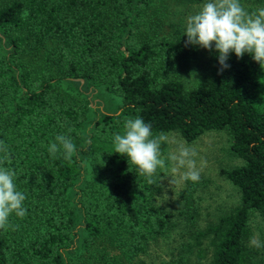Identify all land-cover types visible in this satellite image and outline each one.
I'll return each instance as SVG.
<instances>
[{
  "label": "trees",
  "instance_id": "obj_1",
  "mask_svg": "<svg viewBox=\"0 0 264 264\" xmlns=\"http://www.w3.org/2000/svg\"><path fill=\"white\" fill-rule=\"evenodd\" d=\"M149 2L0 3V142L9 152L8 160L0 154V167L15 172L27 209L17 235L0 230V264H77L80 249L102 238L122 237L140 255L163 240L170 215L152 206L151 184L114 153V136L135 117L154 134L175 131L187 142L228 130L240 163L219 172L239 203L199 232L195 245L202 254L200 237L208 240L203 264H263L248 221L255 212L264 227V66L230 54V67L218 74L213 52L201 83L187 87L171 75L185 48L181 34L131 28ZM25 57L40 61L37 74ZM62 83L75 94H62ZM95 93L117 96L115 110L93 109L88 95ZM59 134L75 145L70 159L49 154ZM169 255L160 264H184L176 250Z\"/></svg>",
  "mask_w": 264,
  "mask_h": 264
},
{
  "label": "rangeland",
  "instance_id": "obj_2",
  "mask_svg": "<svg viewBox=\"0 0 264 264\" xmlns=\"http://www.w3.org/2000/svg\"><path fill=\"white\" fill-rule=\"evenodd\" d=\"M9 0H0L1 2ZM206 0L200 2H188L186 0H150L147 5L139 7V13L131 20V28L137 34L141 30L153 28L159 35H173L178 32L183 36L187 17L199 11ZM243 7L248 11L264 7V0H240ZM110 21H117V15L110 13ZM213 52L202 48L188 46L174 58L171 75L180 79L187 87L199 85L208 68ZM28 67L34 74L41 70L38 59L25 57ZM195 73L198 81H185L191 73ZM184 78V79H182ZM59 91L64 95H74L75 91L65 83L59 85ZM77 96V95H76ZM117 98V99H116ZM80 96L76 97L79 102ZM88 100L93 109H102L106 113L115 110L118 97L108 94L103 97L99 93L88 95ZM168 137L166 143L161 145L162 158L165 159V169L157 170V177L151 184V201L154 208L160 209L170 215L169 228L163 240L152 244L142 254H131L127 251L125 240L102 238L91 246H84L77 256V264H160L168 261L170 251L175 250L182 256L184 264H203L208 252L207 241H202L204 248L202 254L196 248L195 238L199 232L220 215L230 211L239 203L237 189L232 186L221 174V169H229L240 163L229 149L231 136L228 130H207L194 140L187 142L175 131L165 132ZM193 148L197 156V167L201 168L200 180L196 183L191 181L179 182L178 174L172 172V164L167 159L168 154L174 151L178 145ZM201 161L203 165L201 166ZM135 169V168H134ZM136 172V170H135ZM136 175L142 179L144 176ZM10 226L4 230L9 236L18 233L19 218L13 214L9 218ZM250 240L258 235L264 243V227L255 212L249 214ZM115 240V241H113ZM264 264V247L257 248ZM176 255V254H175ZM170 257V258H169ZM177 257V255H176ZM175 257V258H176Z\"/></svg>",
  "mask_w": 264,
  "mask_h": 264
},
{
  "label": "clouds",
  "instance_id": "obj_3",
  "mask_svg": "<svg viewBox=\"0 0 264 264\" xmlns=\"http://www.w3.org/2000/svg\"><path fill=\"white\" fill-rule=\"evenodd\" d=\"M183 36L186 37V47L216 53L218 74L230 67L226 63L230 54L237 59L248 54L260 67L264 66V7L248 11L240 0H206L198 12L187 17ZM195 75L193 72L189 78L182 79L198 81ZM167 140L165 133L154 134L151 125L142 118H128L123 132L114 136V153L125 157L128 165H132L138 175L152 184L158 178L157 170L165 169L161 145ZM48 151L53 158L60 155L70 159L76 148L70 136L59 134L48 145ZM0 154L3 160L9 159L8 146L2 142ZM196 156L193 148L183 144L168 154L171 170L178 174L179 182L196 183L200 180L201 168L197 167ZM14 177L13 170L0 167V229L10 226L9 218L13 214L22 219L27 212L23 206L26 195L17 190ZM249 244L255 248L264 247L258 235H254Z\"/></svg>",
  "mask_w": 264,
  "mask_h": 264
}]
</instances>
